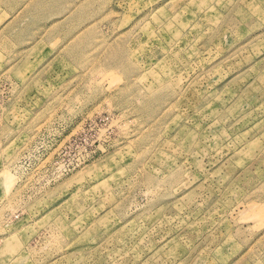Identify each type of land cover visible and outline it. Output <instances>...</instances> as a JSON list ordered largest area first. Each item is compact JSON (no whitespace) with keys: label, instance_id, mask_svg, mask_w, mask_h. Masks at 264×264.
Returning a JSON list of instances; mask_svg holds the SVG:
<instances>
[{"label":"rangeland","instance_id":"374dc122","mask_svg":"<svg viewBox=\"0 0 264 264\" xmlns=\"http://www.w3.org/2000/svg\"><path fill=\"white\" fill-rule=\"evenodd\" d=\"M34 1L0 0V264H264V0Z\"/></svg>","mask_w":264,"mask_h":264},{"label":"bare ground","instance_id":"6f19581e","mask_svg":"<svg viewBox=\"0 0 264 264\" xmlns=\"http://www.w3.org/2000/svg\"><path fill=\"white\" fill-rule=\"evenodd\" d=\"M33 2H35L34 0H33ZM32 6V5H31ZM20 17L22 18V15H20ZM19 17H15V19H13V21L11 22V25L9 26V29L10 28H12V29H10V30H14V26L16 25V22H17V25L16 26H18V25H20V23H18L19 22ZM11 21V20H10ZM22 21V20H21ZM10 24V23H9ZM22 24V23H21ZM39 41V38L36 40V41H34V43H37Z\"/></svg>","mask_w":264,"mask_h":264}]
</instances>
